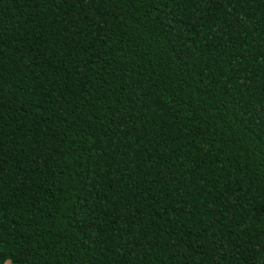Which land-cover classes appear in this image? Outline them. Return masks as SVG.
I'll use <instances>...</instances> for the list:
<instances>
[{
  "label": "trees",
  "instance_id": "1",
  "mask_svg": "<svg viewBox=\"0 0 264 264\" xmlns=\"http://www.w3.org/2000/svg\"><path fill=\"white\" fill-rule=\"evenodd\" d=\"M0 264H264V0H0Z\"/></svg>",
  "mask_w": 264,
  "mask_h": 264
},
{
  "label": "snow or ice",
  "instance_id": "2",
  "mask_svg": "<svg viewBox=\"0 0 264 264\" xmlns=\"http://www.w3.org/2000/svg\"><path fill=\"white\" fill-rule=\"evenodd\" d=\"M3 254L2 253H0V256H2Z\"/></svg>",
  "mask_w": 264,
  "mask_h": 264
}]
</instances>
